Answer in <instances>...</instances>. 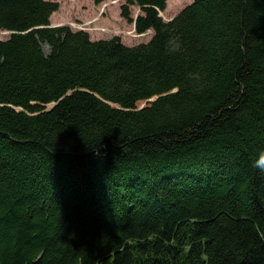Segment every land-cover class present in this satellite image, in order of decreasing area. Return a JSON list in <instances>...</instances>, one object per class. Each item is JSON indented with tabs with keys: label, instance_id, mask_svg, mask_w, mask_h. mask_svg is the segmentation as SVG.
I'll list each match as a JSON object with an SVG mask.
<instances>
[{
	"label": "trees",
	"instance_id": "1",
	"mask_svg": "<svg viewBox=\"0 0 264 264\" xmlns=\"http://www.w3.org/2000/svg\"><path fill=\"white\" fill-rule=\"evenodd\" d=\"M167 1L128 46L0 0V264H264V0Z\"/></svg>",
	"mask_w": 264,
	"mask_h": 264
},
{
	"label": "rangeland",
	"instance_id": "2",
	"mask_svg": "<svg viewBox=\"0 0 264 264\" xmlns=\"http://www.w3.org/2000/svg\"><path fill=\"white\" fill-rule=\"evenodd\" d=\"M60 3L59 11L51 17L53 26H69L74 30H85L93 41L119 37L124 44L136 46L151 40L154 32L138 34L133 25L128 24L123 13L122 5L127 0H107L96 4L95 0H52ZM193 0H168L166 10L160 15L165 21H170L182 12ZM133 18L142 14L138 6H132ZM10 34L0 31V40H7ZM46 53L50 47L43 45Z\"/></svg>",
	"mask_w": 264,
	"mask_h": 264
},
{
	"label": "clouds",
	"instance_id": "3",
	"mask_svg": "<svg viewBox=\"0 0 264 264\" xmlns=\"http://www.w3.org/2000/svg\"><path fill=\"white\" fill-rule=\"evenodd\" d=\"M253 167L264 172V150L260 151L253 160Z\"/></svg>",
	"mask_w": 264,
	"mask_h": 264
}]
</instances>
